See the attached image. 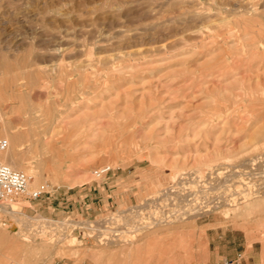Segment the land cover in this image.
<instances>
[{"label":"rangeland","instance_id":"374dc122","mask_svg":"<svg viewBox=\"0 0 264 264\" xmlns=\"http://www.w3.org/2000/svg\"><path fill=\"white\" fill-rule=\"evenodd\" d=\"M0 117L58 189L4 211L0 264L264 250V0H0ZM115 210L118 237L95 226Z\"/></svg>","mask_w":264,"mask_h":264},{"label":"built area","instance_id":"2783aa9c","mask_svg":"<svg viewBox=\"0 0 264 264\" xmlns=\"http://www.w3.org/2000/svg\"><path fill=\"white\" fill-rule=\"evenodd\" d=\"M4 145V142L0 141V152L3 150ZM112 171L113 168L111 166L103 165L97 168L92 175L95 181H102L108 177ZM31 182V176L23 172L12 170L10 167L0 162V226L3 223L2 214L4 213V209L8 210L9 208L11 210L10 205L15 201L24 198L27 202H37L49 198L58 190L48 183H42L30 188ZM123 218V213L115 210L109 213V215L101 217V221L95 224V226L107 230L106 235L113 234L112 237H118L119 231L117 230L127 229L124 224L120 222ZM113 231H115V233ZM222 264H234V262L225 260Z\"/></svg>","mask_w":264,"mask_h":264},{"label":"bare ground","instance_id":"6f19581e","mask_svg":"<svg viewBox=\"0 0 264 264\" xmlns=\"http://www.w3.org/2000/svg\"><path fill=\"white\" fill-rule=\"evenodd\" d=\"M259 41V40H258ZM245 46V45H244ZM263 47V46H262ZM261 46H260V48H262ZM242 50V49H241ZM263 50V49H262ZM257 51V50H256ZM248 53V52H247ZM246 53V54H247ZM240 55V54H239ZM243 64V63H242ZM252 69V68H251ZM0 124H1V117H0ZM6 123H5V121H4V123L0 126V134L1 135H4V136H6V139L4 140V165H6V166H8V167H10L12 170H18V169H21V170H25V168H23V167H19L20 166V164H19V162H20V160L18 159V158H16V156L13 154L14 153V151H13V148H12V145H11V142H10V140H9V138L7 137V135H8V133H7V129H6ZM0 162H2V161H0ZM3 164V163H2ZM253 165V164H252ZM30 172V171H29ZM255 176V175H254ZM17 207H18V205L17 204H11L10 205V208H11V210L12 211H14V213H16L15 211H18V210H20V209H17ZM4 211H6V209H4ZM12 213V212H11ZM18 213V212H17ZM87 224V223H86ZM141 229V227L140 228H138V229H136L137 230V232L139 231ZM135 230V231H136ZM12 232H13V230H12ZM16 232H13V234H15ZM128 234V233H127ZM131 237H133V236H131ZM1 239H2V232H0V242H1ZM23 241H26V240H23ZM128 241V240H127ZM130 242V241H129Z\"/></svg>","mask_w":264,"mask_h":264},{"label":"crops","instance_id":"0c3cea01","mask_svg":"<svg viewBox=\"0 0 264 264\" xmlns=\"http://www.w3.org/2000/svg\"><path fill=\"white\" fill-rule=\"evenodd\" d=\"M220 251V250H219ZM233 251V250H232ZM231 254H233V253H231ZM222 256L221 258L223 259V260H232L231 258H232V256L230 257V255H223L222 254V252H219L218 253V256ZM217 256V255H216ZM254 257H255V259H256V263L255 264H264V250H263V248L260 250V252L259 253H255V255H254ZM247 257H244V261L242 262V260H241V264H248L247 263V259H246ZM242 259V258H241ZM57 264H60V262H57ZM61 264H64V263H61Z\"/></svg>","mask_w":264,"mask_h":264}]
</instances>
